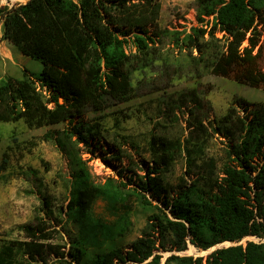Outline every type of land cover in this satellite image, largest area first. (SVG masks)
<instances>
[{"label":"trees","instance_id":"obj_1","mask_svg":"<svg viewBox=\"0 0 264 264\" xmlns=\"http://www.w3.org/2000/svg\"><path fill=\"white\" fill-rule=\"evenodd\" d=\"M196 9L201 27L169 31L159 27V0H27L0 5L2 39L42 63L37 73L25 67L23 78L5 75L0 122L22 120L31 129L67 123L63 134L109 153L86 115L104 110L110 102L128 100L134 90L132 71L151 62L153 46L168 33L178 45L196 49L195 65L244 84L264 85L259 53L254 52L262 38L264 0H196ZM130 45L135 52L127 50ZM192 102L199 104V99L190 90L170 99L167 108L189 111ZM222 122L226 125L216 129L228 139L229 161L220 170L214 157H202V143L190 146L188 140L152 133V160L143 167L145 173L134 175L129 161L119 171L127 181L101 184L93 180L80 152L71 150L67 203L57 207L51 194H41L43 215L19 226L26 240L0 243V264H15L20 253L35 264H47L51 256L63 264H264V241L241 242L247 236L264 238V102L236 96ZM192 130L199 138L198 132L207 133L203 123ZM56 140L59 146L64 142ZM113 149L111 158L118 162L132 158ZM183 150L188 169L173 186L166 176ZM5 163H0V171ZM194 165L197 173L191 171ZM186 175L194 177L187 181ZM131 183L135 187H128ZM126 188L133 191L125 193ZM134 194L145 204L155 200L158 212L149 215L141 234L125 246L122 239L133 225L128 196ZM99 199L106 201L113 218L95 213ZM63 218L71 219L78 234L59 243L55 237L61 230L56 226ZM224 242L233 244L217 247L206 257L177 253L189 244L206 250ZM164 251H171L165 259Z\"/></svg>","mask_w":264,"mask_h":264},{"label":"rangeland","instance_id":"obj_2","mask_svg":"<svg viewBox=\"0 0 264 264\" xmlns=\"http://www.w3.org/2000/svg\"><path fill=\"white\" fill-rule=\"evenodd\" d=\"M27 0H0V5H11ZM77 1V0H76ZM161 12L158 19L161 29L181 31L192 26L201 27L197 19L196 0H159ZM1 23V21H0ZM3 27L0 25V35ZM262 38L259 47L254 52L259 53V67L264 70V25L260 27ZM218 36H221L219 33ZM151 62L143 68L132 71L131 78L134 90L128 100L113 101L102 111L89 112L87 122L100 131L104 145L110 148L109 153L96 149V145L87 147L78 144L76 136L63 134L67 123L29 128L22 120L18 122H0V163L5 159L6 167L0 171V243L8 241H23L27 237L20 229V225L33 221L36 215H43L41 210V194H51L55 204L59 207L67 203L71 193V150L86 159L92 178L95 182L105 184L112 182L119 184L127 181L119 171L122 166L131 162L132 173H145L143 167L152 160L149 153V140L152 133L163 135L170 139H180L186 144L202 143V157H214L220 170L229 161L227 155V141L222 130L216 129L223 123L224 117L233 106L236 96H242L251 101L264 102V85L251 86L238 82L233 77L215 75L210 68L195 65L192 56L196 49L178 45L170 33L153 46ZM129 52H135L133 45L127 47ZM12 52L13 57L6 53ZM33 72L42 69V63L22 51L12 42L0 44V84L5 75L23 78V69ZM193 90L196 92L199 104L191 103L190 110L176 107L174 112L168 110L167 102L176 99L181 93ZM226 121V120H224ZM203 123L207 133L198 132L199 137L192 132L194 126ZM57 137L64 141L57 144ZM192 141V142H191ZM134 144V147L132 146ZM94 148V152L91 149ZM116 148L132 157L130 160L118 162L111 158ZM107 157L108 160H104ZM145 159L147 163H142ZM192 173L198 172V166H191ZM188 169L186 151L178 153L172 170L166 180L177 186ZM194 176L186 175L187 181ZM135 187L130 184L128 187ZM131 188L124 192H132ZM129 203L132 207V229L122 239V244L128 246L147 226L149 215L158 212L154 206L140 202L137 194L130 195ZM94 211L97 215L113 218L107 209L104 199L95 203ZM63 222L56 227L61 230L55 241L65 243L78 234L76 225L71 219L63 218ZM248 240L263 242L264 238L247 236ZM233 243H221L206 250L198 249L189 244L185 251L177 252L206 257L217 247L228 246ZM176 252V251H173ZM164 259L171 251L162 252ZM15 264H35L26 254L20 253ZM47 264H63L51 256Z\"/></svg>","mask_w":264,"mask_h":264},{"label":"crops","instance_id":"obj_3","mask_svg":"<svg viewBox=\"0 0 264 264\" xmlns=\"http://www.w3.org/2000/svg\"><path fill=\"white\" fill-rule=\"evenodd\" d=\"M0 25H1V23H0ZM1 35H2V34H1ZM1 35H0V44H1V46H3V45L6 44L7 40L2 39ZM6 54H7V55H5V56H7V57H10V58L13 57L12 52H9V53H6Z\"/></svg>","mask_w":264,"mask_h":264}]
</instances>
